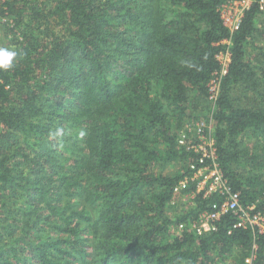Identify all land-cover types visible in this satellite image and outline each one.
Returning <instances> with one entry per match:
<instances>
[{"label":"trees","instance_id":"1","mask_svg":"<svg viewBox=\"0 0 264 264\" xmlns=\"http://www.w3.org/2000/svg\"><path fill=\"white\" fill-rule=\"evenodd\" d=\"M226 1L0 0L19 53L0 71V264H244L253 243L264 264V232L230 211L190 228L217 194L167 209L198 156L177 132L200 117L240 204L264 209V10L231 32Z\"/></svg>","mask_w":264,"mask_h":264},{"label":"built area","instance_id":"2","mask_svg":"<svg viewBox=\"0 0 264 264\" xmlns=\"http://www.w3.org/2000/svg\"><path fill=\"white\" fill-rule=\"evenodd\" d=\"M252 0H229L219 5L220 17L223 24L232 32L238 29L244 11L250 6ZM259 8L264 10V0L259 1ZM230 53L225 50L217 55L220 63V69L213 72L210 77L207 88L208 98L215 100L220 84V78L227 71ZM206 124L199 123L197 127V135L199 142L187 146L198 154L197 159L189 164L192 170L190 176H185L174 187V191L181 187H186L191 181L194 183V193L202 198L208 197L211 194H217L219 200L212 202L208 209H200L196 215L190 218V228L197 234H202L207 231L216 230V221L227 212H232L237 216L235 227L247 226L256 227L258 231L264 232V209L250 213L239 202V193L232 189L227 178L218 166L214 148V139L209 137L207 141L203 139V128ZM181 139L179 142H186L187 133L181 131ZM253 209V207H249ZM185 224L179 223L181 229ZM256 243L252 244L251 252L245 258L244 264H252L255 257Z\"/></svg>","mask_w":264,"mask_h":264},{"label":"rangeland","instance_id":"3","mask_svg":"<svg viewBox=\"0 0 264 264\" xmlns=\"http://www.w3.org/2000/svg\"><path fill=\"white\" fill-rule=\"evenodd\" d=\"M1 22H4V21H1ZM8 35L6 36L0 29V45H3V44L8 45V42L10 43V38H11V36H13V34H12V32H9ZM209 105H210V103H209ZM203 122L206 124V126L203 128V133H204L203 139H205L206 141L209 137L214 139L213 122L211 121V119H207L205 117H202V118L200 117L197 120H191L189 122L185 121L183 123V125L179 128V130L177 132V143L180 145H185L186 147L189 145V143L197 144L200 140L197 133H196L197 127H198L199 123H203ZM182 130H184L187 133L186 142H183V143L179 142V140L181 139V133H182L181 131ZM66 152H68V151H66ZM68 162L70 163L71 160H69ZM179 167H180L179 164L172 163V164H167L165 167H163V170H164V172H173V171H176ZM190 184H191V181L187 184L186 187H181L178 190L174 191L172 198L170 199L168 206H167L168 212L170 214L173 213L174 211H176V212L184 211V210L188 209L190 206H193L194 204H196L195 199H196L197 195L194 193V190L186 189L188 186L190 188V186H191ZM176 227H178V226H176ZM178 228L173 229L172 234L175 235L176 233H178Z\"/></svg>","mask_w":264,"mask_h":264},{"label":"clouds","instance_id":"4","mask_svg":"<svg viewBox=\"0 0 264 264\" xmlns=\"http://www.w3.org/2000/svg\"><path fill=\"white\" fill-rule=\"evenodd\" d=\"M19 53L14 48L0 46V71H9L15 67Z\"/></svg>","mask_w":264,"mask_h":264}]
</instances>
